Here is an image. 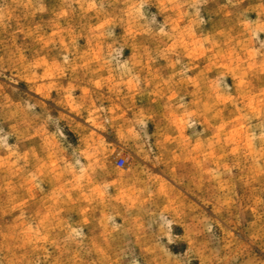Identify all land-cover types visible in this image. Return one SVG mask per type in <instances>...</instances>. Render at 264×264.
Masks as SVG:
<instances>
[{
	"label": "rangeland",
	"instance_id": "obj_1",
	"mask_svg": "<svg viewBox=\"0 0 264 264\" xmlns=\"http://www.w3.org/2000/svg\"><path fill=\"white\" fill-rule=\"evenodd\" d=\"M0 264H264V0H0Z\"/></svg>",
	"mask_w": 264,
	"mask_h": 264
},
{
	"label": "built area",
	"instance_id": "obj_2",
	"mask_svg": "<svg viewBox=\"0 0 264 264\" xmlns=\"http://www.w3.org/2000/svg\"><path fill=\"white\" fill-rule=\"evenodd\" d=\"M122 163H123V161L120 162V164H122Z\"/></svg>",
	"mask_w": 264,
	"mask_h": 264
}]
</instances>
